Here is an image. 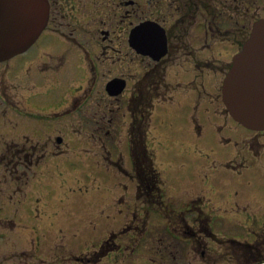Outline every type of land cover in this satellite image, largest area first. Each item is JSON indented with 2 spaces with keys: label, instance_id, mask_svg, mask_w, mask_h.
Masks as SVG:
<instances>
[{
  "label": "flooded vegetation",
  "instance_id": "flooded-vegetation-1",
  "mask_svg": "<svg viewBox=\"0 0 264 264\" xmlns=\"http://www.w3.org/2000/svg\"><path fill=\"white\" fill-rule=\"evenodd\" d=\"M46 1L48 21L39 37L22 53L0 61V264L83 260L71 247L62 251L61 243L69 239L61 242L58 233L35 232L39 220H58L59 211L39 198L43 193L38 191L40 181L29 186L44 175L59 179L62 172H70L74 166L65 161L77 144L99 148L114 173L130 183V191L124 192L128 189L122 186L126 199L117 205L120 211L131 213L123 226H132L127 221L134 226L84 240L99 243L92 248L96 258L124 256L125 251L129 258L141 253L170 257L176 255L172 248L180 249V254L202 256L206 239L214 238L215 225L222 226L223 221L236 230L257 227L242 244L256 252L252 256H262L263 237L259 235L264 227L258 222L262 226L264 220L255 212L260 207L255 204H261L255 201L261 188L249 180L242 191L213 187L209 193L231 197L234 191L237 200L219 204L245 214L242 220L235 215L221 217L223 208L204 201L199 176L190 179L189 188H177L167 178L163 162L157 165L155 150L147 146L154 141L156 108L164 104L160 98L170 85L165 81L167 72L177 67L182 70L176 71L177 78L190 75L194 81L225 73L253 24L264 19V0ZM142 24L145 38L155 44L142 42L137 32ZM161 32L165 52L155 59ZM114 80L124 84L111 95L107 85ZM167 118L161 115L162 120ZM176 127L180 130L182 124ZM234 128L241 131L233 129L235 146L241 145L245 152L241 156L235 150V158H264V132ZM231 162L227 167H232ZM24 177L32 179L20 181ZM8 178L9 183L14 179L26 185L14 188ZM44 188L58 191L53 184L46 183ZM145 209L148 217L141 216ZM248 210H254L253 216ZM18 226L24 233L13 232ZM234 234L229 235L231 241H237ZM108 247L113 250L104 251Z\"/></svg>",
  "mask_w": 264,
  "mask_h": 264
},
{
  "label": "rangeland",
  "instance_id": "rangeland-1",
  "mask_svg": "<svg viewBox=\"0 0 264 264\" xmlns=\"http://www.w3.org/2000/svg\"><path fill=\"white\" fill-rule=\"evenodd\" d=\"M185 68L189 70L188 66H185ZM180 70V68L172 67L171 72H167L165 81L170 85H167L168 91L160 99L167 100L168 95L172 99L166 105L157 106L156 114L153 118L156 136L165 137L155 144L158 163L160 164V161L163 162L162 168L166 171L167 178L177 188H189V186H186L187 179H198L197 176H199L200 179H203H198L201 182L199 183L201 186L202 184L204 186L214 185L219 189L230 186L233 190L242 191L246 190L245 186L248 179L255 187L261 188L258 189L260 196L257 197L258 199H255V201L261 202V204H255L256 207L260 206L259 209H255V212L258 219L264 220V206L261 207L264 202V192L262 190L264 188V158L255 157L242 161V157L235 158L234 156L231 159L232 167L229 170L231 173L236 174L233 177L227 172L228 170L225 168V165L222 166L223 163H221L222 160L228 157L232 148L236 152H240L241 156L244 154L241 145L235 146L233 143L229 147L219 145L218 138L220 137L218 136L217 128L219 127L218 124H221L224 120L216 116L214 111L217 108L220 111L222 109V105L219 102V88L221 77H223L224 73H219V77H211L210 79L198 81H194V78L190 75H185L180 80H177L181 84H176L177 82L174 79L175 74L173 73ZM171 77L174 84L171 82ZM188 83L192 85L196 83L194 85L196 88H190V86L186 85ZM179 85L181 86L177 88ZM206 94L209 95L207 96ZM205 109L209 111V120L206 119L207 115L204 114ZM190 112L195 115L194 117L198 125L202 126L199 139L198 133L193 130L189 122L188 114ZM162 114L169 118L162 120ZM226 121L230 122L229 125L234 128L235 123L232 119ZM179 122L182 124V129L177 130L176 125ZM221 132L222 136H225V140L232 133L229 129H222ZM236 132L241 133L240 130ZM185 142H187V152L178 154V149ZM194 142L195 145H192ZM73 147L75 151L70 154L65 163H70L74 166V169L69 173L62 172L63 174L60 175L61 188H57L60 192L56 193L51 188L42 189V185L46 180L59 181L54 175H44L37 180L30 181L29 186L38 185L40 181L38 191H43V193L39 195V198L43 199V202L47 204L59 205L57 208H52L53 210L62 209V212L59 213L62 218L68 213L64 219L59 218V220H56V217H49L39 220L38 224H36L35 232L45 234L58 233L61 235V242L62 240L69 239L70 241L61 243L62 251L67 246L75 249L77 251L76 256H80L81 260L83 259L76 264H258L261 263L260 261H264V233L259 235L263 237V243L259 246V249H262L260 251L263 252V255L252 256V253L256 252H250L249 249L243 247L242 242L248 239V233L256 232L255 229L257 227L255 229L236 230V228L226 221L222 222L223 227L215 225V236L214 238L206 239L207 244L202 256L187 255L189 254L187 251L186 254H180V249L177 248V251L176 248H172L176 252V255L170 257H166V254L162 258L155 255L149 257L147 254L141 253L138 257L129 258L127 257L128 251L124 252V256L111 257L109 254H114L116 252L114 251L109 252V256L98 255L96 258V250L92 248L93 246H98L99 243L92 242L88 244L83 242L84 240L89 238L99 239L101 234L117 233L123 227H129L131 230L132 226H134L130 221H127V223L132 226H123V219L127 215V210H117V205L114 203L116 200L117 202L125 201L126 198L122 196V186H127V182L123 181L126 179L125 177H118L114 173V170L109 167L108 160L101 157L99 148L88 144H77ZM62 149L65 150V147L62 146ZM198 166H203V170L199 171L200 168ZM106 178L112 180L113 185L116 187V193L112 189L107 190L103 188L104 184L108 185ZM31 179L24 177L20 181ZM8 184H11L13 187L14 185H20L14 179L9 183V178ZM24 185L26 184H21L20 187ZM123 191L127 192L129 190ZM205 196L210 197L212 200L205 199ZM225 197L226 195L223 193L214 196L204 193V200H210L206 204L213 203L216 208H223L220 206V202L227 204ZM239 197L240 195L237 198ZM231 199L237 200L234 196V191L231 193ZM89 201H92V206L88 205ZM104 201H107L109 205L102 203ZM69 202L70 204H68ZM223 209L225 210V208ZM248 212L253 216L254 210H248ZM229 213L234 214L240 220L245 217V214L238 213V210H225V214ZM221 217L224 216L222 215ZM113 222H115L114 225L112 224ZM258 224L260 227H264L259 222ZM21 229L22 227L18 226L17 228L13 227L12 230L14 233H24ZM230 234H234L233 236L236 237L238 242L231 241L229 239L231 238ZM232 238L236 240L234 237ZM87 244L90 248H87ZM173 246L176 247V245ZM80 249H82V253H79ZM108 249L113 250L112 247H108L104 251Z\"/></svg>",
  "mask_w": 264,
  "mask_h": 264
},
{
  "label": "water",
  "instance_id": "water-1",
  "mask_svg": "<svg viewBox=\"0 0 264 264\" xmlns=\"http://www.w3.org/2000/svg\"><path fill=\"white\" fill-rule=\"evenodd\" d=\"M47 15L45 0H0V59L23 51L44 28ZM221 98L234 121L264 130V19L253 25L233 57L222 81Z\"/></svg>",
  "mask_w": 264,
  "mask_h": 264
}]
</instances>
